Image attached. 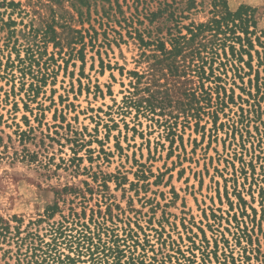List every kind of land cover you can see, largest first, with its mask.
Returning <instances> with one entry per match:
<instances>
[{
    "label": "rangeland",
    "instance_id": "rangeland-1",
    "mask_svg": "<svg viewBox=\"0 0 264 264\" xmlns=\"http://www.w3.org/2000/svg\"><path fill=\"white\" fill-rule=\"evenodd\" d=\"M21 1L25 23L63 44H49L54 80L35 98L0 79V218L25 226L59 199L63 214L88 221L94 209L120 234L133 228L147 262L264 264V0ZM239 7L253 47L204 106L203 39L189 28ZM88 31L102 46L87 45L82 61V43L68 40L88 42ZM131 71L165 97L150 116L168 130L119 108ZM74 151L81 160L66 166Z\"/></svg>",
    "mask_w": 264,
    "mask_h": 264
},
{
    "label": "trees",
    "instance_id": "trees-1",
    "mask_svg": "<svg viewBox=\"0 0 264 264\" xmlns=\"http://www.w3.org/2000/svg\"><path fill=\"white\" fill-rule=\"evenodd\" d=\"M28 1L31 3L33 0ZM22 5L21 0H0V79L10 82L12 90H16L18 86L28 98H35L54 80L55 69L52 62L55 61V52L48 51L49 44L53 43L57 47L63 44V39L56 38V32L51 34L48 28L41 30L32 22L25 23ZM248 10L245 7H239L236 11L225 8L220 15L189 28L193 35L201 33L203 39L201 46L204 54L201 56L202 65L198 73L204 106L212 104L213 93L220 86L216 82L223 80L222 74H227L232 68L240 70V66L234 62L235 58L246 51L245 46L253 47L250 36L254 34V30H250L248 26ZM127 30L132 35L138 29ZM74 31L78 32L77 29ZM88 34V42H85L83 35L68 40L70 47L82 43L77 50V56L82 61L87 45H91L92 49L102 46L101 42L97 43V31L94 34L88 31ZM141 42L145 43L144 38H141ZM186 43L188 42L185 41ZM131 72L135 80L131 81L132 89L128 90L119 108L122 111L135 108L137 117L143 114L154 121V125L166 126L168 130V120L161 122L154 115L150 116L158 105H164L165 97L158 96L157 99L149 81L142 85L143 74L138 71ZM206 82L216 83V86H206ZM80 138L76 136V144ZM77 159L81 160V157L75 152V156L66 166L75 165L74 160ZM110 206L111 203L107 207ZM99 213L95 214L92 209L88 221L84 220L85 210L79 213L72 207L67 215L63 214L58 199L47 206L43 216L30 220L25 226L23 219L17 216L13 218L17 222L15 225L10 220L0 218L2 257H6L7 264H12L9 260H14V264H155L157 256L151 258L153 262H147L146 245L142 247L144 253L136 254V248L131 241L138 243L135 239L138 236L137 231L130 228L127 232L126 229L122 233L126 236L123 237L114 222L108 223L111 214ZM57 214H60V219L55 218ZM43 223L45 225L41 227Z\"/></svg>",
    "mask_w": 264,
    "mask_h": 264
}]
</instances>
